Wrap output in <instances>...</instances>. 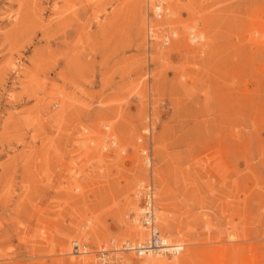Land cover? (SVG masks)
<instances>
[{"label": "rangeland", "instance_id": "obj_1", "mask_svg": "<svg viewBox=\"0 0 264 264\" xmlns=\"http://www.w3.org/2000/svg\"><path fill=\"white\" fill-rule=\"evenodd\" d=\"M170 4L0 0V264H100L149 179L182 248L122 264H264V0Z\"/></svg>", "mask_w": 264, "mask_h": 264}, {"label": "built area", "instance_id": "obj_2", "mask_svg": "<svg viewBox=\"0 0 264 264\" xmlns=\"http://www.w3.org/2000/svg\"><path fill=\"white\" fill-rule=\"evenodd\" d=\"M156 3L157 2H154V5H157ZM161 14H162L161 10H158V9L155 10L152 7V15L154 18H158ZM151 31H152L151 27L149 26L148 34L150 36H151ZM163 39L165 40L168 39L167 34H164ZM148 131H149V128L147 127L146 132ZM145 160H146V163L150 165V156L146 157ZM136 196L140 199L141 209H142V212L140 213V215L137 216V220H138V223L148 233V238L144 240L143 242H136L131 245H125L121 243L119 249L121 251L131 250L135 254V256L140 257V258L145 256L146 252L148 251L163 252L167 255H170L173 252L177 254V252L180 251L181 249L178 244L177 245L176 244L166 245L165 243L161 241V231L158 226L157 216H156L155 187H154L153 181L149 179L147 182L140 184L138 186ZM78 247L80 246L79 245L73 246L75 250L78 249ZM119 249L111 250V249H106L105 247H101L99 250H97V259L99 260V263L100 264H115V261H114L115 258L113 256H110L109 253L110 251L118 252Z\"/></svg>", "mask_w": 264, "mask_h": 264}, {"label": "bare ground", "instance_id": "obj_3", "mask_svg": "<svg viewBox=\"0 0 264 264\" xmlns=\"http://www.w3.org/2000/svg\"><path fill=\"white\" fill-rule=\"evenodd\" d=\"M153 0H147V3L150 5V7L152 8L153 7V9H158V10H161V15L160 16H163V17H169V18H172V8H171V4H170V2L172 1V0H154V2H157L156 4L157 5H154V2H152ZM148 5V6H149ZM150 25V24H149ZM151 26V25H150ZM152 26H153V29L151 28V35H152V37H153V35L155 34V31H156V29H158V28H156V26L154 25V23L152 24ZM149 27V26H148ZM165 29H167L169 32H170V30L165 26L164 27ZM171 33V32H170ZM172 34V33H171ZM173 35V34H172ZM174 36V35H173ZM164 37V36H163ZM169 39V38H168ZM165 40V39H162V42H165V41H169V40ZM200 41H201V39H200ZM160 44V43H159ZM160 45H162V44H160ZM13 65V64H12ZM146 131H147V127H145L144 128ZM146 159V158H145ZM136 195H137V192H136ZM125 202V201H124ZM127 206V205H126ZM133 207V206H132ZM121 208V207H120ZM125 208V207H124ZM131 208V207H130ZM139 209H138V211L135 213V212H133L134 213V217H130L131 218V220L134 222V221H136L137 222V224H138V226H140V228H130L129 229V232L131 233V235L132 236H136V237H138L140 240H138V241H124V242H122L123 244H125V245H131V244H133V243H136V242H143L144 240H146L147 238H148V233L145 231V229L138 223V220H137V216H139L140 215V213L142 212V209H141V207H138ZM156 208V207H155ZM120 210V209H119ZM156 216H157V222H158V215H157V208H156ZM82 231V230H81ZM146 234H147V236H146ZM146 236V237H145ZM92 237V236H91ZM145 237V238H144ZM86 239V238H85ZM161 241L163 242V243H165L166 245H173V244H178L179 246H181V243L180 242H171V240L168 238V236L166 237V236H161ZM114 244V240H112V239H110L109 240V242L108 243H110L112 246H113V244ZM75 245H79L80 246V242L78 241V240H73V241H71V247H70V253L72 254V255H75L74 253H78V254H81V253H88L89 251L88 250H84V251H81L80 250V247H78V249H74L73 248V246H75ZM82 245V247L85 249L86 248V246L84 245V244H81ZM101 247H105L104 245H101ZM114 247V248H113ZM112 248H110L111 250H117V249H119L120 247H116L115 246V244H114V246H113ZM182 248V247H181ZM119 251H121L120 249H119ZM127 252H132L131 250H129V251H127ZM171 252V251H170ZM118 253L119 252H116V251H110V253H109V255L110 256H113L115 259H114V261H115V264H122L123 262H122V256L121 255H118ZM176 253L175 252H173V253H171L170 255H175ZM164 255H167V254H165V253H163V252H151V251H148V252H146V255L145 256H164ZM149 258H151V259H149L145 264H177L176 262H175V260L174 259H170V260H165V261H161V260H155L154 259V257H149Z\"/></svg>", "mask_w": 264, "mask_h": 264}]
</instances>
